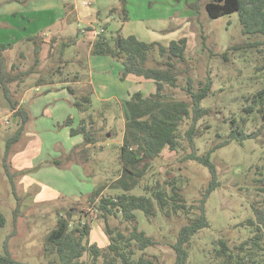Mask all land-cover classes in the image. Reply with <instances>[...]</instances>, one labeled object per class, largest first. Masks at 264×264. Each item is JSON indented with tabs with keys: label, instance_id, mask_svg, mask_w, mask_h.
Masks as SVG:
<instances>
[{
	"label": "rangeland",
	"instance_id": "1",
	"mask_svg": "<svg viewBox=\"0 0 264 264\" xmlns=\"http://www.w3.org/2000/svg\"><path fill=\"white\" fill-rule=\"evenodd\" d=\"M71 1L73 0H64V4L71 5ZM85 1L88 2L85 7L89 11L90 8L96 9L91 15L98 19L89 16L71 21V43L81 38L80 28L86 27L85 32L93 28L95 18L98 27L104 24L105 12L108 10L102 7L104 4L109 2L116 7L121 5V0ZM208 1L210 0H127L126 7L131 19L127 20L122 30L125 36L136 34L141 40L159 41L166 45L172 40L186 37L188 59L183 68L187 67L189 74L195 77L196 85L206 77L208 70L211 72L214 94L206 98L203 105L213 108V114L201 123L209 122L212 128L196 139L201 153L220 140L216 137L217 130L223 134L228 132L230 115L220 111V104L231 103L230 109L238 112L239 108L234 100L246 93V89L253 88L251 79L256 74L255 67L262 66L264 62V44L250 46L253 42H263L264 36L244 35L238 13L211 19L205 6ZM97 8L101 10L97 12ZM108 25L110 27L111 24ZM110 28L109 35L112 33ZM50 32L51 28L46 27L35 41L24 39L17 41L15 45L9 44V51L5 55L7 68L14 76L34 68L30 74L10 83L13 98L19 102L26 83L30 84L28 89L31 88L23 104L30 119L24 135L11 145L6 159L11 177L5 166V150L8 138L19 126L14 125L8 114L10 108L0 87V210L7 219L6 225L0 230V254L5 253L7 240L6 246L12 256L27 264L48 261L44 254L45 244L48 234L57 224L59 213L73 221L89 219L92 226L91 241L100 247L108 244L105 220L95 211L94 206L97 204L89 202L88 195L104 183L107 188L103 194L109 191V184L116 178L113 173L120 167L119 153L125 130L122 105L125 96L101 100L94 94L91 109L87 112H81L73 104V100L64 97H69V91L65 86L66 93L60 88L69 83L60 81V74L55 73V69L51 72V68H57L59 46L67 37L56 40L55 36L58 34ZM79 46L80 48L74 43L70 45L67 55L63 57L66 61L73 60L71 64L63 65V77L69 71L72 72L71 76L75 72L80 74L77 79L79 82L73 83V86L79 84L76 87L90 82V68L86 62L89 44L83 39ZM36 49L40 50L39 56L35 54ZM77 49L84 50L82 53H85L84 57H79L80 62L76 57ZM226 50L229 60L225 61L220 54ZM155 56L157 59L151 63L163 67V61L158 63V54ZM96 58L93 57V60ZM262 72L264 69L257 75ZM41 77L43 81L40 82ZM132 78L131 80H137L136 76ZM51 81L54 83H49ZM144 82L151 86L154 84L153 89L156 90L153 81ZM184 83L185 78H180L179 85ZM259 83H264V76ZM54 84L57 86H53ZM134 85L128 82L125 90ZM166 90L176 93L177 97L182 94L180 87H167ZM90 114L93 115L100 135L106 136L104 141L96 147H89L90 150L84 157L76 159L74 167L70 168L73 163L63 168L55 166L51 162L57 151L56 142L53 144L55 136L69 146L73 142L65 121L71 117L72 126L77 127L82 118ZM36 120L45 124V127L37 129ZM81 139L82 144V134ZM179 158L180 154L176 151L165 148L154 161L156 178L160 182L177 180L191 203L199 198L202 189L208 184L210 172L207 167L195 161L180 162ZM211 159L217 166L220 186L208 198L206 212L210 226L192 238L187 264H219L213 257L215 243L221 238H225L230 244L248 238L251 229L239 224L253 217V201L258 203L264 200V191L259 190L264 184L257 181L258 178H264V133L244 141L233 140L212 152ZM69 210H72L71 216L68 214ZM138 219L140 229L159 241L158 245L147 250L148 253L159 256L163 264H172L176 256L172 245L176 242L180 228L186 223V218L181 215L167 218L160 214L149 221L143 211H138Z\"/></svg>",
	"mask_w": 264,
	"mask_h": 264
},
{
	"label": "trees",
	"instance_id": "2",
	"mask_svg": "<svg viewBox=\"0 0 264 264\" xmlns=\"http://www.w3.org/2000/svg\"><path fill=\"white\" fill-rule=\"evenodd\" d=\"M126 4L127 0H121V5L112 7L110 14L127 21L129 13ZM205 6L211 19L238 13L244 35L264 36V0H210ZM104 31L103 29L93 42L92 54L109 55L121 62L122 80L133 75L153 81L156 90L148 95L137 91L123 100L125 130L119 153L120 167L113 173L116 178L109 184L107 193L103 194L107 188L104 183L88 195L89 202L97 204L94 206L95 211L105 220L108 244L100 247L91 241L92 226L89 219L73 221L59 213L57 224L48 234L45 244L44 254L48 261L42 264H163L159 256L150 255L147 251L158 245L159 241L140 229L137 211H143L149 221L160 214L167 218L180 215L186 218V223L180 228L176 242L172 245L176 253L172 264H187L192 238L210 226L206 212L208 198L220 186L217 166L211 159L212 152L233 140L244 141L264 133V83L262 86L259 83L264 72L257 75L264 69V62L262 66L255 67L256 74L251 79L253 88L246 89V93L234 100L239 108L238 112L230 109L231 103L220 104V111L230 115L228 132L223 134L217 130L216 137L220 140L201 153L196 139L212 128L211 123L204 124L201 121L213 114V108L204 106L203 101L214 94V81L208 70L206 77L196 85L195 77L189 74L187 67L183 68L188 59V39L182 37L166 45L159 41L147 42L133 34L123 36L120 31L110 35ZM35 39V36H30V40ZM73 43L75 42L71 43L70 40L60 43L59 64L57 68L52 66L51 72L55 69V73L60 74V81L69 83L66 88L74 98L73 104L81 112H87L91 109L92 96L95 94L92 84L89 82L73 86V83L79 82V72L71 76L72 72L69 71L63 77V67L73 62L63 59L65 49ZM259 44H264V41L250 43V46L256 47ZM8 48L9 44H0V87L7 106L21 117V124L8 138L5 150V166L11 177L6 159L11 145L24 135L30 114L13 98L10 83L30 74L34 68L20 75H12L4 56V51ZM39 53L40 50L36 49V56ZM155 54L159 56L158 63L163 61V67L151 63L157 59ZM220 55L225 61L229 60L227 50ZM14 67L15 64L12 69ZM182 77L185 78V83L180 86L179 80ZM39 81H43V78H39ZM167 87H180L182 94L177 97L176 93L168 92ZM65 125L70 127L72 136L82 134L84 142L51 161L62 168L77 162L76 159L84 157L90 150L89 147H96L106 138L105 135H100L92 114L82 118L77 127L72 126L71 117L65 121ZM165 148L180 154V162L195 161L209 169L208 184L202 189L199 198L191 203L177 180L160 182L156 178L154 161ZM257 181L264 184V178H258ZM259 190L264 191V187ZM251 207L253 217L239 224L250 228L251 235L234 244H230L225 238L215 243L213 257L219 264H264V200L258 203L253 201ZM71 212L69 210V216L72 215ZM6 222V216L0 210V230ZM6 244L7 240L5 253L0 254V264H27L14 258Z\"/></svg>",
	"mask_w": 264,
	"mask_h": 264
},
{
	"label": "crops",
	"instance_id": "3",
	"mask_svg": "<svg viewBox=\"0 0 264 264\" xmlns=\"http://www.w3.org/2000/svg\"><path fill=\"white\" fill-rule=\"evenodd\" d=\"M71 2V5H65L64 0H0V44L6 43L15 45L19 40H30V36L39 37L40 32L46 27L51 28L50 34H58L55 36L56 40H59L60 38L63 39L64 37H67L66 40H71L73 38V36L70 35L72 30L69 27L71 21H79L80 19L87 18L89 16V18L96 17L95 15H91L92 13H94V11H96L95 8H90L89 11L88 8L85 7V5L88 3L87 1L73 0ZM112 5L116 6L115 4H110L109 2H107L102 7H106V9L109 10L112 8ZM99 10H101V8H97V12ZM108 10H106L105 12L106 21L103 25H101L100 27L97 26L95 22L97 17L94 19V21L93 19H91L90 21H93V28H91L90 30L88 29L89 31L87 32H85L86 27L83 26V28H80L79 30L81 31L79 32H81L82 36L74 43L79 48V44L83 39L89 44V51L88 55L86 56V62L90 68V83L93 86L95 94H97L101 100H110L114 98H122L120 96H125L124 98L128 99L133 93L137 91H142L145 95L154 92V84H152V86L144 84L146 83L144 81L149 80H145L139 77L136 78L137 80H131L133 79V75H129L125 80H122L120 78V73L123 70V65L121 64V62L115 60L109 55L92 54V44L96 40L98 34L100 33V30L104 29V32L108 34V29L111 27L110 29L112 30L113 34L120 31L121 35L125 36L122 33V30L125 27L127 21L121 20V18L117 15H111L110 17V11ZM130 19L131 18L129 17V20ZM90 21L88 22V24L91 23ZM108 24H111L110 27ZM68 48L69 47L65 49V55H67ZM8 51L9 50L7 49L4 51V56ZM82 51L84 52V50H76V57H78V59L85 56V53H82ZM93 57H97L96 60H93ZM128 82H132L133 85L135 82V87L132 86L130 89L125 90V86L128 85ZM26 84L27 86H25V92L19 102L21 105L25 103V97L27 96L28 91L31 89H28L30 84ZM53 86L57 85L54 84ZM64 86L66 87V85L63 84L60 89L64 90V93H66V89ZM64 97L73 100L74 102V98L70 95V93L69 97ZM33 112L34 114H36L34 110ZM8 114L10 115L14 125L18 127L21 124V117L15 115L14 111H12L11 109H8ZM8 122L9 121H7V123ZM44 127L45 124H42L39 120H36L37 129ZM68 129L70 133V127ZM66 135L67 133L64 134V136ZM71 137H73V142L71 144L72 146H69L68 144L61 142L60 138H57V136H55L56 140L53 141V144H55L54 142H56L57 151L55 155H53L55 156L54 158L60 157L61 155L70 152L72 147L81 144V134L74 136L71 135ZM40 142L42 143L41 140ZM71 167H74V163L70 166V168Z\"/></svg>",
	"mask_w": 264,
	"mask_h": 264
}]
</instances>
